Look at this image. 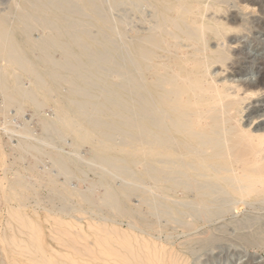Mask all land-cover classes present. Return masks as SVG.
I'll return each mask as SVG.
<instances>
[{
	"label": "bare ground",
	"instance_id": "6f19581e",
	"mask_svg": "<svg viewBox=\"0 0 264 264\" xmlns=\"http://www.w3.org/2000/svg\"><path fill=\"white\" fill-rule=\"evenodd\" d=\"M122 1L17 0L15 10L0 14V114L5 119L6 134L19 138L12 149L17 156L10 166V156L0 142V160L5 168L1 169L5 173L0 178V191L2 196L10 191L9 198L5 197L7 206L17 203L9 207L5 229L0 232L3 251L11 248L32 264H198L199 259L192 262L182 257L167 241L157 242L143 235L137 224L121 229L112 219L135 220L150 215L155 222L166 219L188 232L200 223L210 227L185 241L187 253L206 254L215 247L225 250L224 256L209 255L202 264H256V259H243V252H235L232 246L263 251L264 215L244 214L243 219L229 222L233 230L220 225L211 228L241 206H250L248 199H264V128L245 130L236 120L242 101L263 91L264 64L259 83L245 84L246 96L240 98V85L231 92L227 84L210 80L213 63L225 65L229 55L223 51L209 54L208 37L217 36L227 43L226 35L233 29L228 22L215 26L202 22V13L214 5L202 8L204 0H154L160 10L156 25L151 23L149 33L130 44V53L127 47L117 46L122 63L115 65L113 49L100 44V49L94 50L87 40L116 34L110 10L120 7ZM144 1L130 3L139 9ZM231 1L216 0L214 4ZM240 2L245 10L262 5L261 0ZM261 8L264 12V6ZM121 11L120 16L129 17L125 9ZM117 24L123 25L121 21ZM135 26L138 33L140 28ZM127 29L121 27L124 32ZM36 31L41 32L39 40L32 37ZM180 41H185L188 49H181ZM103 73L113 76L116 84L109 86ZM63 85L66 94L60 95ZM97 89L101 90L98 94ZM123 89L132 95V101L124 99ZM56 95L61 107L53 119L39 121L41 133L26 121L18 129L11 127L13 116L23 119L24 104L43 111ZM110 116L119 125L108 122ZM72 136L74 140L68 143ZM116 137L120 138L121 152L132 149L135 153L123 158L105 155L113 149L105 145ZM94 141L101 144L99 152L83 156L82 144ZM64 145L69 152L60 153ZM86 169L97 171L99 179L91 180ZM43 183L49 189L45 197L36 195L37 204H50L44 209L49 214L46 220L53 240L65 249L71 246V256L62 253L61 259L57 258V251L44 244L42 225L25 211L23 193L35 191ZM74 183H81L83 188ZM134 196L140 199L137 208L127 205ZM74 197L80 202L73 201ZM81 205L87 210L77 208ZM259 206V211L264 210V202ZM73 212L86 216L95 213L98 220L87 222L88 230L72 220L64 222ZM67 233L73 240L63 239ZM230 251L234 255H229Z\"/></svg>",
	"mask_w": 264,
	"mask_h": 264
},
{
	"label": "rangeland",
	"instance_id": "374dc122",
	"mask_svg": "<svg viewBox=\"0 0 264 264\" xmlns=\"http://www.w3.org/2000/svg\"><path fill=\"white\" fill-rule=\"evenodd\" d=\"M16 1L17 0H0V14H6L11 10H15ZM123 1H122V3L124 5L122 4L120 7H117L114 10L113 9L110 10V16L113 19V23L117 27L116 34L109 35L108 37H110V38L107 37V39L105 38L103 40L100 38L94 39V40H91V39L87 40L90 43L89 46L94 50L100 49V47H101L100 44L105 45V46H109L111 49H113L112 57L115 59V61L113 60L115 65H117V63H122V59L120 57V52H119V47H124V48L127 47L129 49V53H130V50H131L130 44H132L134 41L138 40L139 38H141V37H143L149 33V29L151 30V28L153 27L151 23H154L153 25H156L155 22H156V20L158 21V14L160 13V10L157 6V3L154 0H145L144 5L142 4V6H141V7H143V9L139 6V9L143 10V11L141 10L142 12H138L139 9H136L134 7V5L131 4V3H133V0H123ZM215 1L216 0H204L203 3L201 4L202 8L204 7L203 5H211V6L214 5L213 8H211L209 11H204L202 13V15H203V16L201 15L202 22L209 24V25H213V26H215L219 22H222V23L228 22L233 27V29L231 32H229L227 34L228 36L226 35L227 43L225 42V40L220 39L219 37L217 38V36L208 37L209 43L207 46L208 47L207 52L209 54H211L212 52H214L216 54L217 52L223 51V52H226L227 56L229 55L227 57V60L225 61V65H223L222 63L220 64V62H219V64L217 62L213 63V65L211 67L212 76H211L210 80L216 79V81L219 84H227V86L229 88L231 87V89H232L231 92L232 91L234 92V90H235V89H233V87L235 88V86L240 85V87L243 88V90L239 92V96H240V98H242V97L244 98L246 96V94H244L245 84L247 86L249 84L257 85V83H259L260 69H262V67H263L262 65L264 64V27L262 25V24H264V12L262 11V8H261L262 6H264V0H261V2H262L261 7H260V5H254V6H251V8L248 10L244 9L243 5H245V4L243 2H240L241 0H233L229 4H224L221 6L220 5L216 6L214 4ZM108 3H109V0H108ZM149 3H150V5H148ZM192 3H194V2H192ZM148 6H150V9ZM151 6H152V8L154 7L157 10V12L154 9H152ZM121 7H122V9H121ZM146 7H148L147 8L148 10L146 9ZM119 8L123 11L125 9L124 14L126 13V8L128 9L127 10L128 14L127 13L125 14V15L129 16L128 18L126 17L127 21H126V18L123 17L124 15L120 16V14H122L123 12L121 10H119V12H118ZM153 10L155 12H152ZM144 11L147 12L146 13L147 15L145 13H143ZM151 12H152V14H151ZM140 13H142V14H140ZM155 13H156V15H155ZM246 13H248V14H246ZM212 14H214V15H212ZM118 15H119V17H118ZM142 15H144V16H142ZM152 15H154V16H152ZM146 16H150L148 18L150 20H148ZM209 16H211V17H209ZM122 17H123L122 20H124V22L122 20H120ZM128 19H130V20L132 19L131 23H130V21H128ZM232 19H234V21H236L235 24L232 23L233 22ZM134 20H135V22H134ZM139 20H140L141 24L143 22V24H145V25H139L140 24ZM145 20L148 22H146ZM120 21L123 23V25L117 24ZM238 21H239V23H238ZM137 22H139V23H137ZM124 23L126 26L128 24V26L126 27L124 25ZM133 23H136V24H133ZM130 24H133V25H130ZM135 25H138L139 26L138 28H140V30L138 29V33L136 31L137 26H135ZM142 26H144V28H141ZM149 26H151V27L149 28ZM238 26H240V27H238ZM121 27H124L125 29L128 28V29L124 32L121 30ZM132 27L133 28L136 27V29L135 28L133 29ZM93 30L95 31L94 33L97 34V32H96L97 29L94 28ZM120 30L122 31V33ZM32 37L34 40H39V37H41V32L40 31L34 32ZM18 38L20 39V35ZM112 39H113V41L115 40V42H111ZM235 40H236V42H235ZM223 41H224V43L222 44ZM235 43H237V44H235ZM224 44L225 45L229 44V46H231V48L230 47L228 48ZM238 44H240V45H238ZM117 46H119V47L117 48ZM222 46L225 48H223ZM180 47H181V49H188V44L185 41H180ZM238 47H240V49ZM235 48L238 50H235ZM231 49L234 51H232ZM241 49H243V50H241ZM33 57H34V55H32V58ZM57 57L59 59L61 58L60 56H57ZM216 57L217 56H215V58ZM120 59H121V61H119ZM238 67H239V69H238ZM108 68L109 67H106L107 70H108ZM241 71H243V72H241ZM107 74L108 73L102 75L104 78H106L105 79L106 83L109 86L116 84L117 80L115 81V78L113 76L109 77L110 75H107ZM145 76L147 78H150L148 73H145ZM227 81H228V83H227ZM234 83L236 85H234ZM25 84L28 86L30 85L29 78L27 76H25ZM66 90H67L66 86L63 85L60 89V92H58V94L65 95ZM95 91H96V94H98L101 90L97 89ZM122 92H123L124 99L132 101V99H133L132 95H130L127 91H124V89H123V91L121 90V93ZM59 98L60 97L56 95V97H54V99H53V102H50L48 104V106L43 111H37L32 106H30L29 104H24L25 114H24L23 119H17L13 116L11 121H13L14 124L11 125V127L13 126L14 128L18 129V127L20 128V126H22V124L26 121L30 124V126L35 131L37 130L36 133H38V134L41 133L42 132L41 126H40L41 122H39V121H41L43 119H53L54 118V116L56 115V112L58 111V108L61 107ZM0 107H1V105H0ZM239 110H240V113L237 115V119H236L237 125L238 124L242 125V127H244L245 130H254L258 126L264 128V117H260V116H264V89H263V91L261 90L260 94L256 95V97L255 96H253V97L249 96L248 99H246L245 101H242V103L239 107ZM252 111H253V114H252ZM12 113H14V110H11L10 115H12ZM250 116H251V118H250ZM258 116H259V119H255V117H258ZM106 120L112 124L119 125L118 120L111 117V116L107 117ZM32 125H34V126H32ZM234 125L236 126V124H234ZM68 139H67V142L70 143V142H72V140H74V136L68 137ZM117 139L119 140L120 138L116 137L114 141L109 142L108 144L105 145L106 148H108V147L111 149L113 148L112 149L113 151L111 150L108 152H104L105 155L123 158L125 156L133 155V153H135L132 149H128V151L126 153L121 152L122 146H119L120 144H119ZM12 140H15V141H13V143H12L11 142ZM18 141H19L18 136H16V135L8 136L6 134L5 119L0 114V142L6 147V151H7L8 155L10 156L9 160H8L9 166L12 163H14V158L17 156V153H15V151H12V149L14 150L15 146L18 144ZM100 147H101V144L99 141H94L92 143L82 144L81 154L83 156H94L97 151L99 152ZM67 152H69V149L67 146L64 145L63 147H61L60 153H67ZM2 166H4V164L2 163V160H0V178L4 177L3 175L5 173V171H4L5 168ZM20 167L22 168V165H20ZM2 168L4 170H1ZM23 168L26 169V165L23 166ZM86 171L89 172V176H90L91 180L92 179H94V180L99 179L98 176H100V174L97 171H93V170H89V169H86ZM62 182L63 181L60 180V183H62ZM110 185L113 188H116V190H117L116 183L114 184L112 182ZM6 186H7V184H6ZM74 186L77 187L78 189L83 188L81 183H74ZM48 189H49V185L47 183H43V186L39 187L35 191H29V190L25 191L23 193V195L25 196V199H24V204L26 205L25 211L33 220H35L36 222H38L39 224L42 225V228L44 230V236H45L44 237L45 246L48 245V246H51L53 249H55V251H57L55 253V255L57 256V258L61 259V256L63 254L64 255H70V256L72 255L73 252H72L71 246L68 247V249H65V247H62L60 243H56L53 240L54 235L51 234V232H50L51 225L46 220L47 216H49V214H47L45 209H44L45 207L49 206L50 204L47 203L45 205H42L45 207H39L37 204V201H39V198L36 195L40 194L42 197H45L47 195ZM8 195H10V191H7V195H5V196H4V194L2 196V192L0 191V201L2 200L0 202V229H1L0 232L5 229L6 220L8 219L9 207H11V206L16 207L17 206L16 202H11L10 206L6 205L5 197L9 198ZM234 198L238 200V198L236 196ZM47 200L45 202H47ZM73 201L78 202V203L80 202V200L77 197H74ZM247 202L249 203L250 206H247V207L241 206V208L239 210H235L233 213L227 215V217H224L221 220H219L216 223V226L212 227L211 229H213L215 227H219V225H220V226H227L229 230H233V227L229 222H233V220L237 221L238 219L240 220L241 218L243 219L245 216L244 214H249V215L251 214V215H257V216L264 215V210L259 211V209H258L260 207L259 205L262 202H264L263 198L259 199L258 196L257 197L254 196L251 199H248ZM140 204H141L140 199L136 196L133 197V200L130 203H127V205H129V207H132V208H137L138 206H140ZM81 206H83V205H81ZM77 208H85L87 210V208L85 206H83V207L77 206ZM255 210H257V211H255ZM87 216L81 215L80 213H77V212H73L71 218H69V219L64 218L63 221L64 222H70V220H72L74 222H77L78 224H80V226H83L84 228H86L88 230L87 226L89 223H87V222H93V224H94V222H96L98 220V218H97V214H95V213L94 214L92 213L90 215L87 214ZM105 217L109 218L110 214H108V213L105 214ZM51 218H53V217L51 216ZM112 219H114L115 221L118 222V224H120V226L119 225H114V226H117L121 229H126L127 228L126 224L127 225L137 224V227L140 228L141 230H143V232H144L143 235H145V236L149 235L148 237L155 239L157 242H160V240L167 241L168 243L167 242L166 243L168 244V246L169 247L174 246L177 249V251L179 252V254L182 255V257L187 258V259H191L192 262L196 258L199 259L198 264H202L204 261H206L208 259L209 255H218V253L219 254L221 253V256H224L226 254L225 250L223 251L222 249H219V247H215L214 250H212L206 254H203L202 252L187 253V250L185 249V244H186L185 241L186 240L188 241L191 238L192 239L195 237L197 238L199 236L197 234H199V233L201 234L203 231L206 232L208 229H210V227H208L202 223H200L197 226V228H195L194 230L188 232V231H184V230L180 229L177 224H175L173 222H169L166 219H162L160 222H155V219L153 217H151L150 215H146V216L140 215V216H137L135 218V220L134 219H127V218L126 219H120L118 217L115 218L114 216ZM222 222H224V223H222ZM141 223L142 224L144 223L143 225H145V227L146 226L147 227L144 228V226ZM108 224L112 225V223H108ZM149 225L151 227H149ZM154 225H158V226H154ZM162 229H163V231H162ZM198 229H200V230H198ZM205 229H206V231H205ZM58 230L59 229L57 227V231ZM214 231L217 235H220V233L218 231H216V230H214ZM152 232H154V233H152ZM64 233L66 234L65 231H64ZM65 234L63 235L64 238L62 237L63 239L69 240V241L73 240V238L71 237L70 234H68V233H67V235H65ZM161 235H162V237H161ZM193 235H194V237H193ZM226 244H229V242H226ZM233 245L234 246H232L233 247L232 249L235 248V252H236V250H240L243 252V254H242V256H244L243 259H246V258L252 256L254 259H256V262H255L256 264L257 263L258 264H264V250L263 251L250 250V249L246 250V249H241L239 247L237 248V246H238L237 244H233ZM88 247H89V245H88ZM231 251L228 252L229 255L232 254ZM4 252L5 251H3V246L0 244V264H2L1 261H3V260H4L3 262H5V263L7 262L6 264H32V263L28 262L27 260H25L24 257H21L15 253H13L11 248H8V251H6L5 253ZM196 254H197V256H196ZM232 255H234V252ZM230 257L232 258V256H230Z\"/></svg>",
	"mask_w": 264,
	"mask_h": 264
},
{
	"label": "water",
	"instance_id": "95a60500",
	"mask_svg": "<svg viewBox=\"0 0 264 264\" xmlns=\"http://www.w3.org/2000/svg\"><path fill=\"white\" fill-rule=\"evenodd\" d=\"M60 112V111H59Z\"/></svg>",
	"mask_w": 264,
	"mask_h": 264
}]
</instances>
